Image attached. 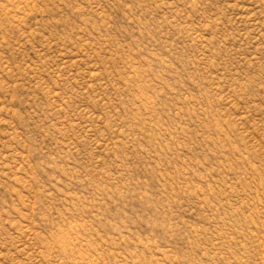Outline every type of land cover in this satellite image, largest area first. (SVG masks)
I'll return each instance as SVG.
<instances>
[{"label": "rangeland", "instance_id": "1", "mask_svg": "<svg viewBox=\"0 0 264 264\" xmlns=\"http://www.w3.org/2000/svg\"><path fill=\"white\" fill-rule=\"evenodd\" d=\"M0 264H264V0H0Z\"/></svg>", "mask_w": 264, "mask_h": 264}]
</instances>
